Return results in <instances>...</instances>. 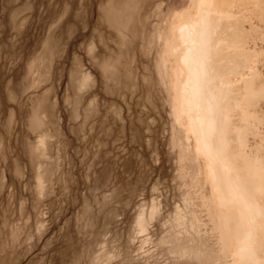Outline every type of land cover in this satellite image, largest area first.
Masks as SVG:
<instances>
[{
    "label": "rangeland",
    "instance_id": "1",
    "mask_svg": "<svg viewBox=\"0 0 264 264\" xmlns=\"http://www.w3.org/2000/svg\"><path fill=\"white\" fill-rule=\"evenodd\" d=\"M191 1L0 0V264H239L177 114L168 50ZM225 12L251 54L228 112L264 236V0Z\"/></svg>",
    "mask_w": 264,
    "mask_h": 264
},
{
    "label": "bare ground",
    "instance_id": "2",
    "mask_svg": "<svg viewBox=\"0 0 264 264\" xmlns=\"http://www.w3.org/2000/svg\"><path fill=\"white\" fill-rule=\"evenodd\" d=\"M232 1L192 0V7L176 14L174 43L168 52L176 57L174 73L181 82L178 117L189 123L198 150L209 160L224 245L229 251L234 248L239 264H262L264 254L252 246L264 244L263 226L258 223L263 212L250 199L255 178L245 169L237 148L238 143L247 146V126L235 124L228 112L236 102L230 75L253 69L251 54L232 43L242 30L225 12Z\"/></svg>",
    "mask_w": 264,
    "mask_h": 264
}]
</instances>
